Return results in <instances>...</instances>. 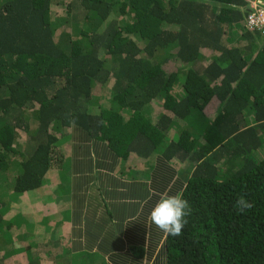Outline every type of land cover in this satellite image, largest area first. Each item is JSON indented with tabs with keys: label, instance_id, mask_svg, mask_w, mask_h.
I'll return each mask as SVG.
<instances>
[{
	"label": "trees",
	"instance_id": "1",
	"mask_svg": "<svg viewBox=\"0 0 264 264\" xmlns=\"http://www.w3.org/2000/svg\"><path fill=\"white\" fill-rule=\"evenodd\" d=\"M253 1L0 0V264L47 259L36 223L55 220L54 181L89 144L180 171L190 210L167 264H264Z\"/></svg>",
	"mask_w": 264,
	"mask_h": 264
},
{
	"label": "crops",
	"instance_id": "2",
	"mask_svg": "<svg viewBox=\"0 0 264 264\" xmlns=\"http://www.w3.org/2000/svg\"><path fill=\"white\" fill-rule=\"evenodd\" d=\"M63 169L54 181L63 185H54L56 218L37 225L44 245L53 243L42 264H167V233L149 215L161 195L182 194L180 171L159 154L123 163L91 144Z\"/></svg>",
	"mask_w": 264,
	"mask_h": 264
},
{
	"label": "clouds",
	"instance_id": "3",
	"mask_svg": "<svg viewBox=\"0 0 264 264\" xmlns=\"http://www.w3.org/2000/svg\"><path fill=\"white\" fill-rule=\"evenodd\" d=\"M244 26L247 29L246 23H244ZM238 203L243 204L245 207H250L243 198ZM189 210L188 201L182 198L180 194L161 195L160 200L151 210L149 218L161 231L179 235L186 223L185 217L189 214Z\"/></svg>",
	"mask_w": 264,
	"mask_h": 264
},
{
	"label": "built area",
	"instance_id": "4",
	"mask_svg": "<svg viewBox=\"0 0 264 264\" xmlns=\"http://www.w3.org/2000/svg\"><path fill=\"white\" fill-rule=\"evenodd\" d=\"M252 8L245 21L246 27L250 31H259L264 35V3L254 5Z\"/></svg>",
	"mask_w": 264,
	"mask_h": 264
},
{
	"label": "rangeland",
	"instance_id": "5",
	"mask_svg": "<svg viewBox=\"0 0 264 264\" xmlns=\"http://www.w3.org/2000/svg\"><path fill=\"white\" fill-rule=\"evenodd\" d=\"M259 3H264V0H254L252 3H251V6L254 7V5H258ZM175 131L176 133H179L180 132V129L178 127H175ZM38 223V222H37ZM37 223H36V226H37ZM21 254V253H20ZM18 255V259H17V262L18 263H22L23 261H25V257L24 256H21V255ZM15 256V255H14Z\"/></svg>",
	"mask_w": 264,
	"mask_h": 264
}]
</instances>
